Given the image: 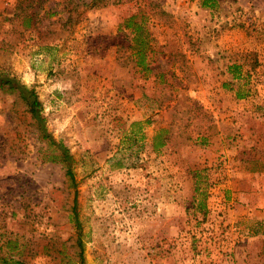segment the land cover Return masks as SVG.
Wrapping results in <instances>:
<instances>
[{
    "label": "rangeland",
    "instance_id": "obj_1",
    "mask_svg": "<svg viewBox=\"0 0 264 264\" xmlns=\"http://www.w3.org/2000/svg\"><path fill=\"white\" fill-rule=\"evenodd\" d=\"M4 75L0 258L264 264V0H0Z\"/></svg>",
    "mask_w": 264,
    "mask_h": 264
},
{
    "label": "trees",
    "instance_id": "obj_2",
    "mask_svg": "<svg viewBox=\"0 0 264 264\" xmlns=\"http://www.w3.org/2000/svg\"><path fill=\"white\" fill-rule=\"evenodd\" d=\"M206 4L207 2H204V5ZM136 18L137 16L134 15L128 19V27L132 28L133 30V42L137 45V53L140 54V56H143L142 54H144V49H146V47L148 46V42L145 39L148 37L147 29L143 24L134 21ZM0 88L18 92V100L24 102L25 110L31 115L32 119H34L38 123L40 128L43 129L46 137L50 136L46 133L44 129L45 127L42 124L41 112L43 107L37 93L33 89H27L24 85L20 84L14 78H10L9 75H4L2 78H0ZM50 141L60 149L59 155L56 157L57 160L67 166L68 175L71 179H74V173L72 170V157L68 149L62 143H56L52 138H50ZM163 145L164 144H162V146ZM74 209L76 210V206L74 207ZM82 260H84L83 255ZM8 262V260L0 258V264H9ZM15 264L26 263L23 261H16Z\"/></svg>",
    "mask_w": 264,
    "mask_h": 264
}]
</instances>
